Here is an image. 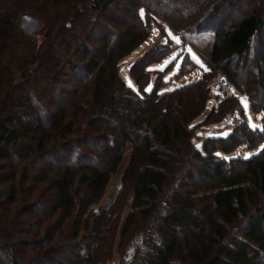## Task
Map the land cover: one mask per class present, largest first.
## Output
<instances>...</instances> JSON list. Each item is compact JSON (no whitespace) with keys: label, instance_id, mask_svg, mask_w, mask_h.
<instances>
[{"label":"trees","instance_id":"trees-1","mask_svg":"<svg viewBox=\"0 0 264 264\" xmlns=\"http://www.w3.org/2000/svg\"><path fill=\"white\" fill-rule=\"evenodd\" d=\"M46 1L63 10L40 16L37 7L44 21L38 44L0 0V25L18 32L21 39L15 42L24 52L14 68L0 52V161H8L0 164V190L10 185L17 194L29 177L28 166L21 164L36 168V217L17 220L9 212L16 196L0 200V264H103L100 251H92L97 242L87 239H96L99 250L111 249L118 216L108 221L105 207L91 206L102 200L128 143L133 147L125 176L140 171L141 180L122 244L142 231L149 237L142 236L144 244L127 264H264V147L240 160L241 168L227 169L234 156L227 160L217 154L255 146L264 135L247 125L242 139L236 131L218 138L231 141L230 146L197 147L190 126L211 97L210 78L217 69L247 94L253 110L264 111V0L228 25L215 8L209 20L189 24L190 34L214 29L206 52L211 71L173 92L161 95L151 88L144 96L119 74V60L148 38L149 29L141 33L129 26L119 33L101 22L115 4L128 10L139 0H79L83 8L76 0ZM143 5L149 12L156 9ZM182 40L199 51L184 33ZM135 80L140 90L149 83L141 76ZM69 85L70 92L63 90ZM198 180L203 192L197 195L186 187ZM21 226L27 230L21 232ZM17 234L19 239L12 240ZM80 237L82 244L76 242ZM22 241L36 247V254L18 250Z\"/></svg>","mask_w":264,"mask_h":264},{"label":"rangeland","instance_id":"rangeland-1","mask_svg":"<svg viewBox=\"0 0 264 264\" xmlns=\"http://www.w3.org/2000/svg\"><path fill=\"white\" fill-rule=\"evenodd\" d=\"M139 0L138 4H133V7H129L125 10V7L114 5V8L110 13L101 18V22L107 23L121 33L129 26H132L133 30L137 32H144L149 29L150 35L142 42L138 47L133 49L129 54L123 56L119 60V74L124 78L127 84L133 85V87L145 95L143 90H149L155 88L163 95L165 93L173 92L177 87L186 85L195 80L200 79L205 73L211 71L210 66L207 63V50L210 46V39L214 32L212 27H207L199 30L197 33L190 34V30L186 28L191 26H198L203 22V17L209 20L210 16L213 17L215 10H218V15H225L226 24L236 22L240 15L251 13L255 7L263 6L261 0ZM4 10L10 9L15 15V22L20 29L27 33L34 41H38V44L44 38V29H41L44 25L43 18L45 15H55V12L62 9V7H53L51 4L46 3V0H35L34 3H24L22 0H2ZM126 3L129 0H118L117 3ZM261 3V4H260ZM143 4L149 5L150 8L156 7L151 12L147 11ZM40 6V16L36 13L37 7ZM64 6V5H63ZM76 6L83 8V4L79 0H76ZM0 8V9H1ZM60 8V9H58ZM221 8V9H220ZM3 10V9H2ZM48 10V11H45ZM141 10H143V16H141ZM263 12V11H262ZM208 17V18H207ZM69 23V22H68ZM41 29V30H40ZM100 29V28H99ZM102 28L99 30L101 31ZM17 31H9L0 25V52L3 53L4 62L15 67L18 56H22V46L19 42H15L16 39H21L17 35ZM182 33L185 34L188 41L195 42L197 50L191 48L189 44H185L182 40ZM262 38H264V29L262 31ZM10 34V35H9ZM178 37L180 43H176L175 38ZM115 39V35L111 36V40ZM168 42L165 43L164 41ZM19 44V46H18ZM93 46L95 43L92 44ZM18 48H17V47ZM14 47V49H13ZM6 48V49H5ZM25 49V48H24ZM78 54H83V50ZM74 58V56L72 57ZM195 58H198L201 63H196ZM134 64V65H133ZM203 65V67L201 66ZM133 66V72L131 67ZM205 69H208L207 71ZM217 69L213 77L210 78L211 97L208 100L205 109L190 124L192 128V138L195 145L207 144L213 148L215 146L226 145L230 146L231 141L221 142L218 138L226 137L231 132L236 131L237 138H243V134H247L245 129L247 125L249 127L258 128L264 135V111H255L250 107L248 96L246 93L240 92L233 84H231L224 73L219 74ZM142 74H145L142 76ZM141 76L143 81L149 82L144 85L141 90L138 88L135 76ZM59 76V75H58ZM62 79L68 78V75H60ZM59 76V77H60ZM130 82V83H129ZM227 84L228 90L224 93L221 89L222 86ZM31 87L36 86V82L30 83ZM62 86V85H60ZM260 89H264V84L259 86ZM63 90L71 91L72 87L65 86ZM67 94H70V93ZM200 90L194 92V95H199ZM235 96L237 99L231 98ZM225 98L229 101H224ZM246 98L247 108L244 107L242 100ZM216 109L215 113L209 116L212 110ZM218 119V121H215ZM255 139V138H254ZM27 144V142H26ZM132 143H128L124 153L123 161L121 162L118 170L112 175L107 191L104 194L102 200L91 206L95 210H99L101 207L107 209L108 221L118 216L117 233L110 244V248L103 247L99 250L98 241L96 239H87L88 242H97V246L92 248V251H100V255L104 256V260H101L103 264H119L123 261L124 264L129 262L124 261V255L126 252V246L128 242L134 240L133 237L130 240H126L122 244L121 231L123 225L132 209L133 201L141 180L140 171H135L132 174L125 176V172L129 163L130 155L132 152ZM261 147H264V141H258L255 146L251 144H242L233 149L230 153L224 151H218V156L229 160L230 155L234 156L235 163L226 165L227 169H233L235 167L241 168L245 166L242 161L245 157H252L258 155L261 152ZM215 153V151H212ZM8 161H0L1 163ZM26 164L28 166L25 172L28 174V178H25L23 185L19 188L17 185V194L13 195L10 192V185L3 186L0 190L1 202L9 201L13 196H16V202L11 205L10 216H14L17 220L28 221L33 215L36 217V168L29 166L30 162L22 163L21 166ZM200 181H191L187 185L189 192L199 194L203 192V188L200 185ZM0 204V213L3 208ZM4 205V204H3ZM2 205V206H3ZM19 210V211H18ZM9 212H5L8 214ZM26 227L21 226L22 229ZM66 228V230H68ZM32 229V228H31ZM20 230V229H19ZM27 230V229H24ZM84 231L81 232L83 234ZM156 234V232H154ZM238 230L236 231V234ZM148 232H140L136 234L137 238L144 236L148 240ZM20 235H16L11 238L12 240H18ZM24 236V235H21ZM82 237L78 238L76 242H81ZM58 239V238H56ZM92 240V241H91ZM22 241L18 242V250L26 251L27 253H35L36 247L27 245ZM31 242V241H30ZM107 245V244H106ZM145 246V245H144ZM143 246V247H144ZM143 247L141 249H143ZM65 252H72V248L64 247ZM57 254V253H56ZM62 258H66L65 255L60 254ZM26 260L18 255V258ZM134 258V257H133ZM8 264H12L7 261ZM131 262V261H130Z\"/></svg>","mask_w":264,"mask_h":264},{"label":"built area","instance_id":"built-area-1","mask_svg":"<svg viewBox=\"0 0 264 264\" xmlns=\"http://www.w3.org/2000/svg\"><path fill=\"white\" fill-rule=\"evenodd\" d=\"M218 73L219 74H222L221 73V70H218ZM222 91L225 93L227 90H228V87H227V84L225 83L224 86L221 87ZM144 244V238L143 237H138L134 240L133 243H131L127 249H126V252H125V255H124V261L125 262H130L135 253H136V250L138 248V246H142Z\"/></svg>","mask_w":264,"mask_h":264},{"label":"snow or ice","instance_id":"snow-or-ice-1","mask_svg":"<svg viewBox=\"0 0 264 264\" xmlns=\"http://www.w3.org/2000/svg\"><path fill=\"white\" fill-rule=\"evenodd\" d=\"M141 16H143V10H141ZM175 40H176V43H180V40H179L178 37H176ZM164 42L167 43L168 41L165 40ZM195 62L198 63V64L201 63V62L199 61L198 58H195ZM201 66L203 67L202 64H201ZM205 70L207 71L208 69H205ZM129 83H130V82H129ZM242 103H243L244 107L247 108V101H246V98L242 100ZM197 147H199V145H197ZM245 158L247 159L248 157H245Z\"/></svg>","mask_w":264,"mask_h":264}]
</instances>
